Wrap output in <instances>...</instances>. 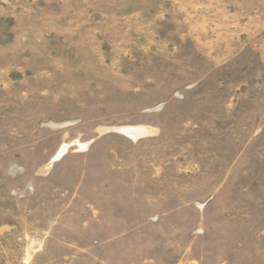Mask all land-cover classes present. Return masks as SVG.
<instances>
[{"label":"rangeland","instance_id":"374dc122","mask_svg":"<svg viewBox=\"0 0 264 264\" xmlns=\"http://www.w3.org/2000/svg\"><path fill=\"white\" fill-rule=\"evenodd\" d=\"M0 264H264V0H0Z\"/></svg>","mask_w":264,"mask_h":264},{"label":"bare ground","instance_id":"6f19581e","mask_svg":"<svg viewBox=\"0 0 264 264\" xmlns=\"http://www.w3.org/2000/svg\"><path fill=\"white\" fill-rule=\"evenodd\" d=\"M120 133H122L123 135H126L132 139H137L139 137H142L144 135H146L148 133V131L146 129L143 128H120L119 130ZM83 148H85V146L83 145Z\"/></svg>","mask_w":264,"mask_h":264}]
</instances>
